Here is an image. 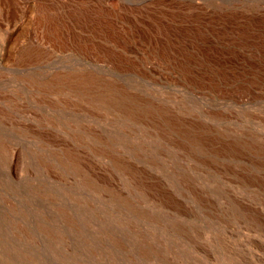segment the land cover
I'll use <instances>...</instances> for the list:
<instances>
[{
  "label": "rangeland",
  "instance_id": "1",
  "mask_svg": "<svg viewBox=\"0 0 264 264\" xmlns=\"http://www.w3.org/2000/svg\"><path fill=\"white\" fill-rule=\"evenodd\" d=\"M0 264H264V0H0Z\"/></svg>",
  "mask_w": 264,
  "mask_h": 264
},
{
  "label": "bare ground",
  "instance_id": "2",
  "mask_svg": "<svg viewBox=\"0 0 264 264\" xmlns=\"http://www.w3.org/2000/svg\"><path fill=\"white\" fill-rule=\"evenodd\" d=\"M43 3V2H42ZM34 7V6H33ZM53 8V7H52ZM42 12V11H41ZM37 16V15H36ZM38 20H39V22L40 23H46L48 26H50L55 32H56V34L57 35H61V33H62V28L60 27V25L58 24V22L56 21V17L54 16V15H52V13L50 12V11H48V10H46V12H43L42 14H40L39 15V18H38ZM64 21V20H63ZM150 26V25H149ZM64 30V29H63ZM154 30V29H153ZM142 31H140V33H141ZM148 32V31H147ZM156 32V31H155ZM152 33V32H151ZM155 34V33H154ZM67 35V34H66ZM157 35V34H156ZM52 36V35H51ZM154 36V35H153ZM118 37V36H117ZM147 37V36H146ZM154 38V37H153ZM146 40V39H145ZM60 42V41H59ZM63 42V41H62ZM120 44H122V42L120 43ZM148 47V46H147ZM155 47H156V45H155ZM26 50V49H25ZM129 50H131V48H129ZM148 50V49H147ZM162 50V49H161ZM152 51V50H151ZM155 52V51H154ZM208 52V51H207ZM123 53V52H122ZM206 53V52H205ZM211 53V52H210ZM150 54V53H149ZM208 54V53H207ZM163 55H165V54H163ZM125 56V55H124ZM127 56V55H126ZM151 56V55H150ZM189 56H191V55H189ZM129 57V56H128ZM194 57V56H193ZM215 57V56H214ZM130 58V57H129ZM141 58H142V55H141ZM187 58V57H186ZM195 58V57H194ZM144 59H145V57H144ZM191 59H193L192 57H191ZM207 59H209V58H207ZM214 59V58H213ZM212 59V60H213ZM151 60V59H150ZM153 60V59H152ZM216 60V59H215ZM214 60V61H215ZM213 61V62H214ZM185 62V61H184ZM216 62V61H215ZM221 62V61H220ZM149 63V62H148ZM186 63V62H185ZM222 63H224V62H222ZM220 65V64H219ZM217 67V66H216ZM229 67V66H228ZM221 68H223V67H221ZM228 69V68H227ZM233 69V68H232ZM215 70V69H214ZM221 71L223 70V69H220ZM220 70H218V71H220ZM234 71V70H233ZM239 72V71H238ZM224 73V72H223ZM242 73V72H241ZM240 74V73H239ZM243 74V73H242ZM221 75H224V74H221ZM229 75H230V73H229ZM211 76V75H210ZM216 76V75H215ZM226 76V75H225ZM207 77V75L205 76V78ZM219 77V76H218ZM209 77H207L206 79H208ZM81 79V78H80ZM84 79V78H83ZM203 79V78H202ZM215 79V78H214ZM221 80H222V78H220ZM216 83V82H215ZM220 83V82H219ZM211 84L212 85H214L212 82H211ZM216 85V84H215ZM217 85H218V83H217ZM112 86V85H111ZM106 87V86H105ZM110 88V87H109ZM108 88V89H109ZM94 90H96V89H94ZM104 90V89H103ZM106 90V89H105ZM109 91V90H108ZM100 92H102V91H100ZM113 94H115V93H113ZM116 96V95H115Z\"/></svg>",
  "mask_w": 264,
  "mask_h": 264
}]
</instances>
